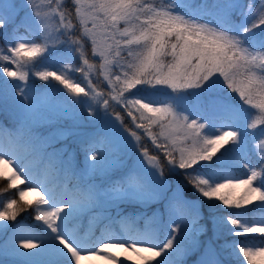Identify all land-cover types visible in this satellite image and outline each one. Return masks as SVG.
<instances>
[{
  "label": "snow or ice",
  "instance_id": "6c2138e0",
  "mask_svg": "<svg viewBox=\"0 0 264 264\" xmlns=\"http://www.w3.org/2000/svg\"><path fill=\"white\" fill-rule=\"evenodd\" d=\"M0 114V264H264V0H0Z\"/></svg>",
  "mask_w": 264,
  "mask_h": 264
},
{
  "label": "trees",
  "instance_id": "16d2710c",
  "mask_svg": "<svg viewBox=\"0 0 264 264\" xmlns=\"http://www.w3.org/2000/svg\"><path fill=\"white\" fill-rule=\"evenodd\" d=\"M78 63V61H77ZM74 78L77 79V80H80V81H83V78L77 74V73H74L73 74ZM93 79L95 80V78L93 77ZM37 83H41L39 81H37ZM53 84L56 86V87H60L59 85H56L55 82H53ZM103 86V85H102ZM6 119V122L5 123H9V117L8 118H5ZM150 144V142H149ZM243 169H233L232 172H233V175H237V176H241V173H242ZM241 178H243L241 176ZM0 188H3L6 186V182L4 181H0ZM2 186V187H1ZM15 194V190H11L10 192L8 193H5L3 196H0V199H6L8 196H13ZM190 194V193H189ZM191 195V194H190ZM251 213H249L250 215ZM258 214V213H257ZM34 215V213H31V211L29 213H24V214H21L20 217H18L19 220L21 221H24L25 223H31L33 221L32 219V216Z\"/></svg>",
  "mask_w": 264,
  "mask_h": 264
},
{
  "label": "rangeland",
  "instance_id": "374dc122",
  "mask_svg": "<svg viewBox=\"0 0 264 264\" xmlns=\"http://www.w3.org/2000/svg\"><path fill=\"white\" fill-rule=\"evenodd\" d=\"M95 78V77H94ZM1 183V182H0ZM2 187V186H1ZM21 187H23V186H21ZM28 198H32V196L30 195ZM189 264H191V260H190V262H189Z\"/></svg>",
  "mask_w": 264,
  "mask_h": 264
}]
</instances>
